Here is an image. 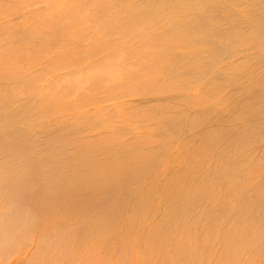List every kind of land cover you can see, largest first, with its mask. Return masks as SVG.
<instances>
[{"label":"bare ground","instance_id":"6f19581e","mask_svg":"<svg viewBox=\"0 0 264 264\" xmlns=\"http://www.w3.org/2000/svg\"><path fill=\"white\" fill-rule=\"evenodd\" d=\"M0 264H264V0H0Z\"/></svg>","mask_w":264,"mask_h":264},{"label":"rangeland","instance_id":"374dc122","mask_svg":"<svg viewBox=\"0 0 264 264\" xmlns=\"http://www.w3.org/2000/svg\"><path fill=\"white\" fill-rule=\"evenodd\" d=\"M147 101L146 102H150V103H152L151 101L154 99V97H147V98H145ZM145 99H144V101H145ZM165 99V98H164ZM166 99H170V98H166ZM141 100L143 101V99H140V102H141ZM139 101V100H138ZM154 101H156L155 99H154ZM153 101V102H154ZM140 102H138V103H140ZM146 102H144V103H146ZM143 103V102H142Z\"/></svg>","mask_w":264,"mask_h":264}]
</instances>
